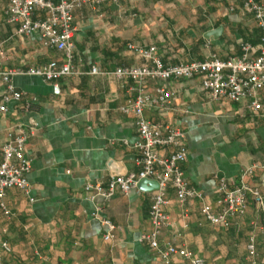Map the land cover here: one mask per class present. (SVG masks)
Segmentation results:
<instances>
[{"label": "crops", "instance_id": "obj_1", "mask_svg": "<svg viewBox=\"0 0 264 264\" xmlns=\"http://www.w3.org/2000/svg\"><path fill=\"white\" fill-rule=\"evenodd\" d=\"M242 5L241 0H122L97 11L86 7L75 14L77 75L56 83L31 76L13 79L24 98L18 105L9 104V114L0 116V163L8 130L21 125L34 129L26 149L32 172L29 194L10 190L6 205L11 216L0 215V244L11 249H0L3 264H190L181 258L162 262L140 242L152 230L150 210L158 190L137 188L109 201H91L85 186L107 187L114 177L140 171L139 153L133 147L138 140L134 119L120 111L131 97L133 83L117 78L115 72L154 66L129 46L155 47L164 66L204 62L212 56L239 57L241 43L259 49L262 37L254 18L242 13ZM6 9L7 1L0 0L3 70L28 71L64 61L63 53L37 36H19L18 27L7 22ZM221 20H226L221 38L207 40L206 34L219 29ZM92 68H97L96 75ZM160 85L148 82L147 89L154 94ZM168 89L171 107H149L145 117L186 134L184 171L190 186L219 211L220 182L239 185L241 173L255 166L245 182L260 188L264 197V112L213 102L199 78L170 82ZM3 91L0 83V94ZM168 202L171 226L162 242L186 248L205 264H250L246 246L254 234L264 264V216L253 203L246 216L226 230L204 219L199 202L180 204L172 190ZM97 208L100 218L116 228L109 241L106 228L93 217Z\"/></svg>", "mask_w": 264, "mask_h": 264}, {"label": "built area", "instance_id": "obj_2", "mask_svg": "<svg viewBox=\"0 0 264 264\" xmlns=\"http://www.w3.org/2000/svg\"><path fill=\"white\" fill-rule=\"evenodd\" d=\"M6 18L10 25L18 27L21 37L37 36L50 49L64 54L62 63L52 61L45 66L22 71L18 69L3 70L0 67V83L4 91L0 94V116L9 114V104H19L24 94L18 92L13 79L18 76H31L49 83H56L65 77L78 74L73 66L74 36L76 33L75 14L83 8L93 11L108 5L119 4L122 0H6ZM242 13L252 16L262 32L259 49L247 43H241L242 54L221 60L212 56L204 62H193L176 66H164L157 56L155 47L145 49L134 45L129 49L139 58L151 62L153 68L133 66L120 68L115 72L119 79H128L133 83L131 97L120 109L122 114L131 116L138 132V140L134 149L139 156L136 165L140 168L137 174L117 176L111 179L107 187L98 183H88L85 192L91 201L102 198L109 201L116 194L129 195L136 190L142 180L158 183V191L153 197L150 210L152 230L141 236L140 242L147 243L162 262L173 258H181L190 264H205L186 248L174 243L162 242L164 231L171 226L166 211L169 204L168 194L175 192L177 201L185 204L189 201L201 204V214L211 225L229 229L238 218L246 216L250 203H253L259 214L264 216V197L260 188L250 186L245 179L251 176L257 167L244 170L241 183L233 186L222 180L217 188L220 197V210H214L207 202L203 193L190 186L184 167L188 161V149L185 145L186 134L178 128L158 125L145 117V111L154 106L162 111L171 107V93L168 84L177 80H193L199 78L202 88L213 102H229L241 104L254 114L264 112V0H241ZM230 9V12H233ZM43 17H42V16ZM210 47V43L207 44ZM4 59L0 51V63ZM97 68L91 74L96 75ZM148 82H161L154 94L147 89ZM264 117V115H263ZM34 134V129L27 130L17 126L8 130L6 141L2 147L3 160L0 163V215L10 217L11 212L6 205L7 193L17 190L29 194V175L32 162L27 156V144ZM166 152L163 154L162 152ZM264 168V161L263 167ZM99 208L93 217L100 220L106 228L105 240L112 238L115 226L106 219H101ZM264 232V227H263ZM0 249L11 253L5 243ZM250 264H263L257 250L256 236L249 237L247 246ZM0 264H3L0 258Z\"/></svg>", "mask_w": 264, "mask_h": 264}, {"label": "water", "instance_id": "obj_3", "mask_svg": "<svg viewBox=\"0 0 264 264\" xmlns=\"http://www.w3.org/2000/svg\"><path fill=\"white\" fill-rule=\"evenodd\" d=\"M223 34V28H219L215 31H211L206 34L205 38L207 40H210L211 38H214L215 40H219ZM139 190L144 192H151L154 190H158L159 186L157 182L150 181V180H142L137 187Z\"/></svg>", "mask_w": 264, "mask_h": 264}, {"label": "trees", "instance_id": "obj_4", "mask_svg": "<svg viewBox=\"0 0 264 264\" xmlns=\"http://www.w3.org/2000/svg\"><path fill=\"white\" fill-rule=\"evenodd\" d=\"M224 24H226V20H221L217 23V27L220 28L221 26H223Z\"/></svg>", "mask_w": 264, "mask_h": 264}]
</instances>
